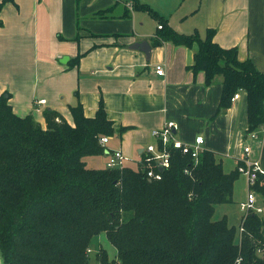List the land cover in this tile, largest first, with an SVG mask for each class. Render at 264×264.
I'll return each instance as SVG.
<instances>
[{
	"label": "trees",
	"instance_id": "1",
	"mask_svg": "<svg viewBox=\"0 0 264 264\" xmlns=\"http://www.w3.org/2000/svg\"><path fill=\"white\" fill-rule=\"evenodd\" d=\"M143 10L163 24L155 44L197 47L190 69L204 71L206 84L223 77L220 109L239 91L247 96L250 134L264 126V72L240 61L236 48L214 42L215 30L202 38L180 34L156 11ZM109 10L96 15L105 17ZM1 10V4H0ZM130 11L123 17H129ZM2 21L0 19V26ZM7 92L0 93V254L4 264H91V245L105 234L116 249L110 259L96 252L97 264H264V217L247 216L242 239L226 217L214 220L216 206L233 202L239 161L226 171L223 157L203 151L197 163L174 153L159 181L131 167L93 169L85 158L104 153L101 138L121 134L100 102L94 117L81 103L70 108L73 124L56 110L43 112V127L29 114L16 115ZM189 170L187 174L185 170ZM255 192L264 202V174ZM90 252V253H89ZM238 260H240L238 262Z\"/></svg>",
	"mask_w": 264,
	"mask_h": 264
},
{
	"label": "crops",
	"instance_id": "2",
	"mask_svg": "<svg viewBox=\"0 0 264 264\" xmlns=\"http://www.w3.org/2000/svg\"><path fill=\"white\" fill-rule=\"evenodd\" d=\"M138 2L180 34L205 38L209 29L215 30L214 42L224 49L236 48L240 61L250 60L264 72V0ZM0 4V93L9 94L16 115L33 114L45 127L43 112L52 109L73 124L72 106L81 103L91 118L102 101L114 127L124 128L111 136L116 141L112 145L109 140L104 154L117 145L128 167L136 169L143 149L155 142L152 130L172 121L184 142L203 136L204 148L221 155L224 168L226 158L234 160L226 171L237 167L245 146L252 147L249 159L258 161L264 171V126L249 144L245 92L220 109L223 77L218 75L207 85L204 71L190 69L197 47L165 41L156 45L158 26L163 24L146 11L133 9L132 2L0 0ZM109 8L107 16L96 15ZM127 10L130 16L123 17ZM145 41L151 46L148 57L131 48ZM157 65L163 66L164 75L156 73ZM39 99L46 104L36 111ZM241 176L248 189L247 176Z\"/></svg>",
	"mask_w": 264,
	"mask_h": 264
},
{
	"label": "built area",
	"instance_id": "3",
	"mask_svg": "<svg viewBox=\"0 0 264 264\" xmlns=\"http://www.w3.org/2000/svg\"><path fill=\"white\" fill-rule=\"evenodd\" d=\"M163 25H159L158 29L161 30ZM156 73L158 75H164V68L162 65L156 66ZM239 93L235 94L232 100L238 99ZM36 111H41L42 105L46 104L45 99L36 100ZM179 126L172 121L165 122L164 125L159 129L152 130V137L155 138V142L148 144L142 151V158L137 166V170L145 174V177L149 181H159L163 177V172L170 168L171 161L174 153L179 152L182 155H190L195 163H197L199 155L205 151L204 143L205 139L203 136H198L193 142L187 143L177 137ZM250 138L255 140L258 139V133L252 132L249 134ZM109 136L101 138V144L106 146L109 142ZM252 152L251 146L244 147V156L240 160L242 165L239 166L238 170L241 174L246 175L248 179V193L247 198L239 204L243 216L241 219L240 226L238 228L239 239L241 241L243 233L245 231L244 223L247 216L251 213L258 214L264 217V202L261 197L255 192L254 185L256 184L258 175L264 174L260 163L258 161H252L249 156ZM108 168H119L123 169L126 167L127 158L121 149L108 150L107 152ZM187 174L189 170H185ZM259 253L264 256V241L259 248ZM240 260H238L239 262Z\"/></svg>",
	"mask_w": 264,
	"mask_h": 264
},
{
	"label": "rangeland",
	"instance_id": "4",
	"mask_svg": "<svg viewBox=\"0 0 264 264\" xmlns=\"http://www.w3.org/2000/svg\"><path fill=\"white\" fill-rule=\"evenodd\" d=\"M238 93L241 94V91H239ZM256 133L258 132L256 131ZM109 138L112 139L111 136H109ZM247 140L250 144V140H253V139H251L249 136L247 137ZM111 141H113L112 142V145H113L114 142L116 141V137H113ZM116 146L117 145H114L112 146V148L117 149L118 147ZM115 149H112V150H115ZM107 161H108L107 156L104 153L100 155L89 156L85 158L86 165L89 168H93V169H105ZM233 165H234V160L230 158L225 159L226 169H232ZM131 166L135 167V165H131ZM244 179L245 177L241 176L240 179L236 181L237 182L236 187H234V200L235 201H233L230 204H221V205L216 206L215 214L213 216L214 220H221L224 217H227L230 225L235 226L236 228H239L243 213L239 206L240 203H238V201H241L242 199L245 200L247 198V193H248V189L245 185ZM90 249H91L90 251L91 253L90 252L89 253L91 255V261H90L91 264H97L95 260V255H96V252L100 251V249H105L107 253L109 254L110 259L115 258L116 253H117L115 247L108 241L105 234H100L99 236L95 237Z\"/></svg>",
	"mask_w": 264,
	"mask_h": 264
},
{
	"label": "water",
	"instance_id": "5",
	"mask_svg": "<svg viewBox=\"0 0 264 264\" xmlns=\"http://www.w3.org/2000/svg\"><path fill=\"white\" fill-rule=\"evenodd\" d=\"M131 48L144 52L147 55V57L149 56L150 50H151V46L148 44L147 41L136 43ZM62 61L64 62V60H62Z\"/></svg>",
	"mask_w": 264,
	"mask_h": 264
}]
</instances>
